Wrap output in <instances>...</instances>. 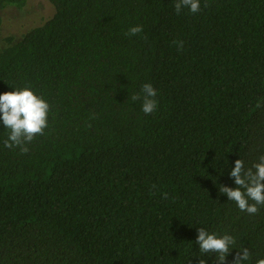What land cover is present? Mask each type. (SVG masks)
<instances>
[{
	"label": "trees",
	"instance_id": "trees-1",
	"mask_svg": "<svg viewBox=\"0 0 264 264\" xmlns=\"http://www.w3.org/2000/svg\"><path fill=\"white\" fill-rule=\"evenodd\" d=\"M48 1L0 47V93L50 105L27 153L0 121V264H218L198 256L199 227L234 237L224 264L240 247L245 264L264 258V206L250 215L218 190L236 187V159L264 155V0L179 14L176 0ZM145 83L147 115L131 99Z\"/></svg>",
	"mask_w": 264,
	"mask_h": 264
},
{
	"label": "clouds",
	"instance_id": "clouds-1",
	"mask_svg": "<svg viewBox=\"0 0 264 264\" xmlns=\"http://www.w3.org/2000/svg\"><path fill=\"white\" fill-rule=\"evenodd\" d=\"M177 14L187 8L191 13L200 10L199 0H176L174 5ZM142 26H132L128 35L142 32ZM178 49L183 47L182 41H174ZM157 91L150 83L142 85L139 93H133L131 99L141 102V110L147 115L156 110L157 101L154 99ZM49 103L41 96L36 95L30 88L24 87L13 91L0 93V121L8 130L7 138L3 144L7 148L18 147L22 153H27V143L36 136L42 135L48 126ZM236 187L220 185L219 192L226 194L228 201L235 202L238 209L250 215L259 211L258 206H264V155L258 158L250 167H245L242 159H236L234 167L229 172ZM195 243L198 245L199 255L214 253L218 264H224L226 256L235 244L233 236L225 233L217 235L210 233L203 227L197 229ZM232 264H245L251 258L248 248H237ZM196 255V254H194ZM198 264H206L203 258ZM255 264H264V258H258Z\"/></svg>",
	"mask_w": 264,
	"mask_h": 264
},
{
	"label": "rangeland",
	"instance_id": "rangeland-1",
	"mask_svg": "<svg viewBox=\"0 0 264 264\" xmlns=\"http://www.w3.org/2000/svg\"><path fill=\"white\" fill-rule=\"evenodd\" d=\"M52 12L53 6L48 0H27L21 8H0V47L4 45L7 36L19 39L28 29L47 19Z\"/></svg>",
	"mask_w": 264,
	"mask_h": 264
}]
</instances>
